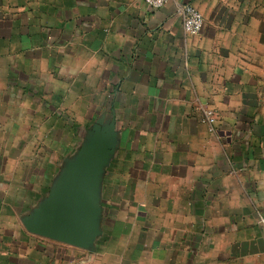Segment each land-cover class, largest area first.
Segmentation results:
<instances>
[{"label":"crops","instance_id":"obj_1","mask_svg":"<svg viewBox=\"0 0 264 264\" xmlns=\"http://www.w3.org/2000/svg\"><path fill=\"white\" fill-rule=\"evenodd\" d=\"M0 264H264V0H0Z\"/></svg>","mask_w":264,"mask_h":264},{"label":"built area","instance_id":"obj_2","mask_svg":"<svg viewBox=\"0 0 264 264\" xmlns=\"http://www.w3.org/2000/svg\"><path fill=\"white\" fill-rule=\"evenodd\" d=\"M149 10H157L174 0H143ZM178 13L181 19L182 29L189 35H196L200 32L203 25L201 12L192 4L177 3ZM202 122L208 127L209 132L214 131L217 116L211 109H206L202 113Z\"/></svg>","mask_w":264,"mask_h":264},{"label":"water","instance_id":"obj_3","mask_svg":"<svg viewBox=\"0 0 264 264\" xmlns=\"http://www.w3.org/2000/svg\"><path fill=\"white\" fill-rule=\"evenodd\" d=\"M93 156V150L88 144L86 150L82 155V159H90ZM73 203V202H72ZM70 202L68 207L63 210L64 213L59 217L60 220L55 219L52 224L54 225L53 230L48 232L46 235L50 237L70 238L73 237V227H76L81 217V214L73 210V205ZM60 229V231H59ZM68 240V239H67Z\"/></svg>","mask_w":264,"mask_h":264},{"label":"rangeland","instance_id":"obj_4","mask_svg":"<svg viewBox=\"0 0 264 264\" xmlns=\"http://www.w3.org/2000/svg\"><path fill=\"white\" fill-rule=\"evenodd\" d=\"M81 134H83V133H81ZM87 145H88V143L86 142V144H85V145H83V147H82V150H84V151H85V150H86V146H87ZM73 146H74V143H73ZM73 146H72V147H73ZM72 147H71V148H72ZM100 150L102 151L103 149H100ZM100 150H99V151H100Z\"/></svg>","mask_w":264,"mask_h":264}]
</instances>
